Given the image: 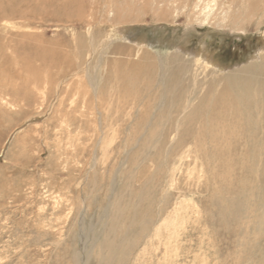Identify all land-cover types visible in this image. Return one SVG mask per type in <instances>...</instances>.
I'll return each mask as SVG.
<instances>
[{
	"label": "rangeland",
	"instance_id": "rangeland-1",
	"mask_svg": "<svg viewBox=\"0 0 264 264\" xmlns=\"http://www.w3.org/2000/svg\"><path fill=\"white\" fill-rule=\"evenodd\" d=\"M46 22L22 30L24 43L14 30L0 38V264H264V87L210 94L177 133L178 104L155 144L144 136L154 111L142 70L112 64L100 88L88 83L96 55L78 58L75 38L107 26ZM185 24L142 22L113 34L135 46L129 62L139 60V42L167 37L218 74L264 51V22L244 34ZM62 47L74 51L67 61ZM142 48L157 58L170 50ZM126 52L107 60L127 63ZM71 61L83 66L57 81ZM79 78L86 84L69 86Z\"/></svg>",
	"mask_w": 264,
	"mask_h": 264
},
{
	"label": "bare ground",
	"instance_id": "bare-ground-1",
	"mask_svg": "<svg viewBox=\"0 0 264 264\" xmlns=\"http://www.w3.org/2000/svg\"><path fill=\"white\" fill-rule=\"evenodd\" d=\"M48 19H51L52 22L56 21L59 24L63 22L71 24L73 22H79L86 25L96 23L101 24L100 26L109 27L110 31L107 27L106 30L103 31H96L89 28L87 36L77 37L79 39L75 38V40H79L81 45L79 50L82 51L77 50L80 54V57L78 58L84 59L89 54L92 57L93 55H96V58L92 60L91 65L87 68L88 70L91 66L93 67V75L88 72L87 80L89 85L95 86V88H100V86H102L103 77L105 76L107 78L105 71H107V67L112 64H116L118 68L123 69L127 66L131 70H142L141 72H144L146 100H148V102L152 101L150 106L154 111L153 115L151 114L152 117L150 116L151 118H148L149 121L146 123L147 128L145 129L144 136L149 137L150 134H153L151 139L154 140L155 144L159 143L162 139L161 126L163 129H166L169 117L178 104L184 106V111L179 114L180 116L178 115V123H176L177 133L180 131V126L183 121L188 117L187 115L191 114L194 107L193 105L197 103V101H199V104H205L206 98L210 97V94H217L218 91L221 92L222 90L230 91L231 89H235L234 92H237L236 88L238 90L237 93H245L246 90L248 91L249 89L254 88L253 86H258L254 91L255 93H258L259 88L264 87V51L260 52V59H256L258 58L257 56L255 57V61L253 60L240 68L233 67L218 74V68H215L214 65L212 67L210 62H204L202 57L199 58L197 55H193L188 49H186V47H172L166 43L167 37L157 41L155 46L151 41L139 42V50H135L137 57L140 54L141 56L138 58V61L129 62L134 58L132 52L135 46H119L117 44L118 41L113 34L117 29L125 30L129 25L136 23L144 22V24H148L153 22L156 24H162V22L165 23L166 21L174 23L179 22L180 20L186 21L185 26L190 30L192 29L191 27L210 25L216 29H230L239 34H244L249 28H251V26L258 29V27L264 22V0H0V38L2 39L9 37V35L12 34L11 30H14L13 38H16L19 42L27 40L29 37L26 35V32L21 31L31 29V25L34 24L33 21L39 20L41 23L45 24L47 23L46 21L51 22ZM164 27L166 29L170 28V26ZM3 42L6 43L5 41ZM100 42L103 44L102 50H98L101 45ZM55 45L58 47L60 43L57 42ZM142 46H145L148 49L162 47V49L170 48V50L169 54L158 55L159 58H157V56H154V54L147 49L143 50L144 48H142ZM74 48L73 50H75ZM125 48L127 52L124 55L128 59L127 63L111 62L107 60V57L110 54L116 56L120 55ZM66 49L67 48H63L64 51H66ZM64 51H62V54H59L62 58H65V60L67 58L70 59L69 53L71 56V53L74 52L72 50H69L68 53L67 51ZM70 63H72V61ZM82 66L83 64H80L76 69L72 63V68L68 66L69 68L67 72L59 78H56V80L58 81L60 78L67 76L73 70H75V72L80 70ZM100 69H102V71ZM99 70L101 72H99ZM99 76L100 80H98ZM106 78L104 79L106 80ZM78 82H82L83 84L85 82L86 84L84 79L79 78L77 81H73L69 86L75 85ZM55 84L56 82L54 83L53 88ZM214 88L215 90L217 89V91H212ZM202 89L204 90V93L203 95L201 94L202 96H199L197 92ZM226 93L224 95H226ZM251 97L252 96H250V98ZM226 101L227 100L225 99L219 100L220 103H226ZM144 140L145 139L141 138L132 149L136 150L138 147L143 146L141 145V141ZM150 156L151 153L147 154L146 157L140 161L139 165L141 166V163H144V161ZM111 188L113 187L111 186ZM143 194L146 193L143 192ZM130 203L128 204L130 205ZM129 205L128 207H130ZM113 206L114 205H112V207ZM111 231L113 230L111 229ZM120 236H123V234H120ZM120 252H122V250Z\"/></svg>",
	"mask_w": 264,
	"mask_h": 264
},
{
	"label": "flooded vegetation",
	"instance_id": "flooded-vegetation-1",
	"mask_svg": "<svg viewBox=\"0 0 264 264\" xmlns=\"http://www.w3.org/2000/svg\"><path fill=\"white\" fill-rule=\"evenodd\" d=\"M216 53H217L218 55L221 54L224 58H225L226 56H230L228 50H226V51H224V50H217Z\"/></svg>",
	"mask_w": 264,
	"mask_h": 264
}]
</instances>
